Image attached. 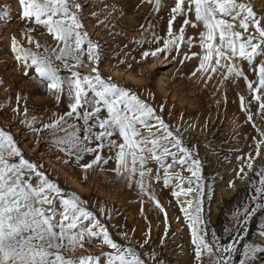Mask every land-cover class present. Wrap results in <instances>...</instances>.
I'll return each instance as SVG.
<instances>
[{"label": "snow or ice", "instance_id": "snow-or-ice-1", "mask_svg": "<svg viewBox=\"0 0 264 264\" xmlns=\"http://www.w3.org/2000/svg\"><path fill=\"white\" fill-rule=\"evenodd\" d=\"M150 2L153 11H158L161 0ZM18 4L19 18L25 24L21 33L27 38L28 46L12 35L11 50L15 59L23 64L26 75L30 68L34 69L32 80L51 93L57 103L62 94L66 95L69 110L60 114L53 112L47 121L42 120L39 127H34L36 116L28 114L26 104L21 110V94L18 92L12 119L22 111L23 119L19 122L33 134V139H40L41 132L46 131L49 144L64 154L63 159L60 156L55 159L65 166L71 160L81 169L84 180L93 169L105 172L103 164L114 159L115 167L110 171L115 173V179L126 182L129 187L134 181L141 194L148 191L147 181L152 179L162 180L165 186L174 184L172 195L185 197L181 211L191 229L197 264H235L233 253L240 251L237 248L240 240L234 236L224 244L215 232L209 239L206 230L200 227L204 224L202 198L205 186L198 154L194 155L193 149L184 143L179 124L171 126L136 91L102 75L99 68L101 44L90 38L84 27V6L80 0H18ZM104 7L115 10L118 5ZM189 13H193L194 18H190ZM90 15L96 17L98 12ZM177 15L182 16V23L174 31L173 21ZM0 18L11 17L3 11ZM96 23L100 24L101 20L97 19ZM200 24L203 29L198 32V41L193 36L185 37L186 25L195 28ZM152 27L149 24V28ZM40 28L51 34L54 45L36 40L32 33ZM152 35L156 41L162 39L155 32ZM181 43L188 47L198 43L203 50L201 53H183L184 58L199 55V63L190 76L198 71L202 78L211 79L213 73L222 71L221 83L230 75L242 77L256 102L255 114L264 119V14L254 11L249 0H174L162 45L144 49L140 59L155 58L161 53L168 58L173 50L179 51ZM85 54L90 62V72L78 70L84 64ZM171 59L175 60L176 56ZM241 61L247 63L255 79L245 73ZM183 62L181 59L180 63ZM61 69L65 70L64 74ZM24 99L27 100L26 95ZM239 99L247 119L252 121L253 112L245 103V96L240 95ZM3 107L0 104V108ZM159 108L162 111L164 105L160 104ZM253 127L260 139L253 138L254 152L250 151L246 158L237 157L242 161L236 172L237 178H243L241 173L247 175L245 166L249 170L253 168V162L264 145V131L254 121ZM104 150L109 154L114 152V155H102ZM86 155L92 158L82 162ZM9 157L18 159L10 160ZM149 163L157 167H146ZM42 168V164L25 158L12 134L0 127V264H100L101 256L105 257L104 264H149L143 255L151 257L152 264H164L156 259L155 252L142 255L130 244L114 240L96 214L85 207L87 201L77 192L61 187ZM185 168L188 175L182 174ZM256 175L258 181L255 178L250 181L255 189L250 203L244 206V222L258 208H264V203H257L264 201V163L257 165ZM32 177L36 178L34 183ZM185 182L187 186H184ZM148 195L164 213L167 225L163 205L154 193L148 192ZM99 211L101 214L105 212L103 202H100ZM246 227L245 224L239 229L237 236H243ZM86 242L107 245L112 251L78 257L63 254L84 247ZM160 243H165L164 237ZM260 252H264V245L244 242L238 264H256L257 261L264 264V259L258 257ZM203 257L207 259L202 260Z\"/></svg>", "mask_w": 264, "mask_h": 264}, {"label": "rangeland", "instance_id": "rangeland-1", "mask_svg": "<svg viewBox=\"0 0 264 264\" xmlns=\"http://www.w3.org/2000/svg\"><path fill=\"white\" fill-rule=\"evenodd\" d=\"M80 2L84 6V27L90 38L101 44L102 59L99 68L102 75L110 76L113 81L136 91L137 95L150 102L171 126L179 124V133L184 143L193 149L194 155L198 154L205 186L202 198L204 224L200 227L206 230L207 237L210 239L215 232L221 243L226 244L236 236L240 240L237 244L240 251L244 242L264 245V235H260L264 232V208H258L248 221H243L244 206L250 203V196L254 194L255 189L254 185H250V181L254 178L258 181L256 167L264 163V145L260 148V155L256 156L253 162V168L249 170L245 166L247 175L241 173L242 179L236 177V172L242 164L237 157L246 158L250 151L254 152L253 138L260 139L256 128L253 127V121L264 131V119L255 114L257 105L252 100L244 79L230 75L221 83L222 71L213 73L211 79L202 78L198 71L194 76H190L189 73L196 69L199 63V55L184 58L183 53H201L203 50L198 43L191 47L181 43L179 51L173 50L168 58L161 53L155 58L140 59L144 49L162 45L163 38L167 36L170 8L174 0H161L158 11H153V3L150 0ZM249 2L254 11L264 14V0ZM112 4L118 7L115 10L104 7ZM3 11H7L11 18H0V104L4 105L0 108V127L12 134L25 158L42 164L46 175L57 180L61 187L77 192L87 201L85 207L96 214L118 243L130 244L142 255L155 252L156 259L164 264H197L191 229L181 211V202L185 201V197L172 195L174 184L165 186L162 180L152 179L147 181L148 191L141 194L134 181L129 187L126 182L115 179V173L110 171L115 167L114 159H108L107 163L103 164L105 172L93 169L89 172L87 180H84L81 169L71 160L68 166H65L55 159L57 156L63 159L64 154L49 144L46 131L41 132L40 139H33V134L19 122L23 119L22 111L16 114V119H12V108L17 106L18 92L21 94V110L26 104L28 114L36 116L34 127H39L42 120L47 121L53 112L60 114L69 109L66 95L62 94L57 103L51 93L32 80L34 69L30 68L26 75L23 64L15 59L11 50V36L15 35L22 45L28 46L27 38L21 33L25 24L19 18L18 0H0V12ZM91 12H98V15L93 17ZM189 17L194 18V14L189 13ZM97 19L101 20L100 24L96 23ZM181 23L182 16L177 15L173 21V30L177 31ZM149 24L154 27L149 28ZM140 25H143V28ZM202 29V24L195 28L186 25L185 37L193 36L198 41V32ZM153 32L162 39L156 41ZM32 35L40 42L47 41L54 45L51 34L43 28L34 31ZM171 56H176V59H171ZM181 59L184 60L183 64L180 63ZM119 60L123 62L117 63ZM240 63L249 78L255 79L247 63ZM89 64L85 54L84 64L78 70L90 72ZM64 71L61 69L62 74ZM240 95L245 96V103L249 104L253 112L252 121L247 119L246 111L240 106ZM160 104L164 105L162 111ZM102 155H114V152L109 154L104 150ZM91 158V155H86L82 162ZM146 167L155 169L157 166L149 163ZM182 174H189L186 168ZM35 180L36 178L32 177L33 183ZM229 181H232L231 186ZM193 184L195 185V181ZM184 186H187V182ZM148 192L154 193L166 210L167 225L164 213L150 199ZM100 202L105 205L104 214L99 211ZM245 224V234L237 236L238 230L243 229ZM161 237L165 239L163 244L160 243ZM101 251L112 249L98 242H86L84 247H78L75 251L68 250L63 254L78 257L99 255ZM240 251L233 253L235 264H238ZM258 257L264 259V252L258 253ZM143 258L152 264L151 257L143 255ZM206 259L207 257L202 258ZM104 260L105 257L101 256L100 264H104Z\"/></svg>", "mask_w": 264, "mask_h": 264}]
</instances>
